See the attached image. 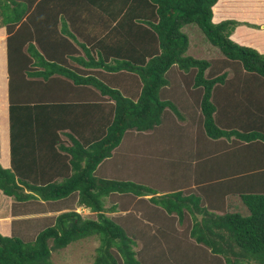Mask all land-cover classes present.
<instances>
[{
	"label": "trees",
	"instance_id": "trees-1",
	"mask_svg": "<svg viewBox=\"0 0 264 264\" xmlns=\"http://www.w3.org/2000/svg\"><path fill=\"white\" fill-rule=\"evenodd\" d=\"M218 1L0 0V27L5 26L7 32L12 163L10 168L0 164V190L12 197L15 212L22 203H35L32 211L40 213L54 208L56 200L70 197L74 201L72 208L52 218L14 222L20 228L19 223L28 220L27 233H36L33 239L19 234L23 231L0 233V264H52L53 249L91 236L100 242L96 264H142L135 248L137 241L106 214L116 209V205L105 206V198L112 193L149 196L148 201L168 217H176L179 223L189 218L186 239L222 257L225 264L250 260L264 264V54L232 38L234 19L214 21ZM191 24L220 51L222 74L208 77L212 62L186 53L189 36L183 29ZM40 35L50 37L43 40ZM173 66L193 74V82L187 85L197 88L195 97L200 99L196 190L160 193L143 183L106 177L97 168L113 157L127 131L158 128L167 108L180 114L174 99L160 95L169 84L167 72ZM229 70L237 74L238 82L219 105L217 83L224 82ZM62 75L73 79L75 86L89 87L81 93L94 87L100 95L90 94V101L82 106L73 99L65 103L66 98L51 96L60 93L57 83ZM22 79L28 82L25 90L29 97L21 96ZM47 98L51 108L69 110L72 121L67 124L72 128L96 126L91 128L95 135L91 138L81 139L82 134L76 132L79 139L73 137L67 172L53 168L66 156L57 149L49 152L54 158L50 163L54 174L41 183L45 161L37 163L41 164L38 169L28 165L32 168L29 172L19 168L17 162L32 154L21 152L16 138L23 124L21 115L30 118ZM97 109L102 113L101 122L79 119ZM207 138L213 142L210 148L217 150L220 139L230 141L227 149L231 158L226 166L218 165V152L210 158ZM209 165L214 167L210 171ZM235 197L245 213L231 209L238 205L233 202ZM80 208L96 217H84Z\"/></svg>",
	"mask_w": 264,
	"mask_h": 264
},
{
	"label": "rangeland",
	"instance_id": "rangeland-1",
	"mask_svg": "<svg viewBox=\"0 0 264 264\" xmlns=\"http://www.w3.org/2000/svg\"><path fill=\"white\" fill-rule=\"evenodd\" d=\"M236 5L246 6L236 11L225 6L226 12L221 14V16L224 14V17L220 20L229 19L233 15L232 19L236 21L233 34L237 38L255 41L264 54V3ZM183 30L189 36L186 53L212 62L208 77L222 74L224 68L220 67L223 63L218 48L208 41L196 24H191ZM167 77L169 84L160 95L162 98L174 99L180 114L167 108L158 128L143 132L127 131L119 146L114 148L113 157L103 161L108 168L100 171H103L106 177L143 183L159 190L160 193L175 188L178 183L190 185L193 176L189 172L199 163H196L195 154L198 149L193 139L195 135H199L202 123L200 99L195 97L197 88L191 89L187 85L193 82L192 73L183 72L179 67L173 66L167 72ZM237 82V74L229 70L224 83H217L216 95L220 96V101L236 88ZM198 91L199 95H202V89L199 88ZM148 197H139L131 193H112L105 198L107 208L116 205L115 211L110 209L106 214L121 223L137 241L135 248L142 264H225L222 257L209 252L204 246L197 245L192 239H186L189 218L179 223L176 217H168L159 207H155L148 201ZM233 202L238 205L234 204L231 209H239L237 211L245 213L246 209L244 206L241 207L238 198H233ZM3 204L0 200V205ZM61 205L71 208L74 201L69 199L63 201ZM30 208H33L32 203H22L18 206L17 212L30 211ZM78 210L84 217H96L89 210L81 208ZM23 232L19 234L30 239L36 234L27 233L28 230ZM99 243L97 236H91L72 242L62 249H53L52 264H96V248ZM246 264L260 263L250 260Z\"/></svg>",
	"mask_w": 264,
	"mask_h": 264
},
{
	"label": "crops",
	"instance_id": "crops-1",
	"mask_svg": "<svg viewBox=\"0 0 264 264\" xmlns=\"http://www.w3.org/2000/svg\"><path fill=\"white\" fill-rule=\"evenodd\" d=\"M238 3L263 4L264 0H219L214 8V12H215L214 21H220V19L224 17V14L222 16L221 14L223 12H226L225 11L226 7L228 8L231 7V9L234 11L245 8L246 5H241V6L236 5ZM216 15L218 16V18H216ZM229 18H234V16L231 15ZM42 28H44V26ZM38 30L41 34L45 35L44 31L40 29ZM233 33H232L233 39H235L241 44L243 43L247 45H252L256 47L262 53L257 43H255V41L250 40V39L237 38ZM40 36L43 40H46V38L49 39L50 37V35L48 37H45L42 35ZM6 40H7L6 27L3 26V27H0V164L4 168H10L12 163H11L10 118H9V106H10L9 74H8V68H7ZM90 69L95 71L96 67L91 66ZM58 80L60 81H58L57 84L61 88L59 90H61L62 92L60 91L59 94L58 93L54 94V93H50L52 90H49L50 92L46 94L48 96L50 94L51 96H58L59 99H61L62 97L63 99L66 98V101H64L65 103L67 101H70V99H73V102L76 101L78 102L79 106H82L87 102L86 101L87 99L88 100L90 99L89 98L90 94H93L94 96L100 95L99 91H97V89H95L94 87L91 88L89 93L87 92L81 93L83 92V89H89V87H85L82 85L75 86L72 81L73 79L69 78L68 76H63V75L59 76ZM27 84H28L27 80L25 79L20 80L19 85L20 87H23L22 89L23 91H21V96L22 94L27 95L28 97L31 95L27 93V90H25ZM47 95H44V97H47ZM222 101L223 99L220 101L219 105H222L223 103ZM41 104L43 106L42 107L39 106L37 112L33 114L31 113L32 116L30 118H26L27 116L21 115V118L23 120L22 121H20L21 119L18 120L20 122H23L21 128L17 129L20 131L19 134L17 133V138H16L18 144L20 145L19 149L21 150V152H28V153L30 152L32 155L26 159L22 157V159H20L21 161L17 163H18L19 168H21L22 170L27 169V171L29 172V169L32 170V168H27L28 165L30 167L33 166L34 169H38L40 168L41 164H37V163H43L45 161L44 166H45L46 172L43 175L44 181L41 183H46L47 182L46 180L51 179L54 174V172H52V166L50 164L54 158L48 156L49 152L53 150L55 151V149H57L58 151L57 153H61L64 156H66V158L63 159L62 161H58L59 162L58 165L54 166L53 168L59 171H62V172H67L69 170V167H67V164L70 162V157H71L69 149L71 148L72 145H74L73 137L79 139L76 132H79L82 134L80 136L81 139L86 138V136H88V138L94 137L95 135L92 129H95L96 125L91 127L92 129L89 128L87 125L85 126L84 130H76L72 128L71 125L67 124L72 121V115H70L69 110L67 108L65 107L51 108V105H49L50 104L49 99L47 101H41ZM80 110H83V108ZM75 111H78V110H75ZM86 117H88L89 119L95 120L96 123L101 122V120L103 119L102 113L98 109L96 111L94 110L93 113L91 112L88 114H81L79 116V119H85ZM33 120H36V122L35 121L32 122ZM36 124H37V127H36ZM197 137L198 135H195V138L193 140L197 148H200L201 144L199 145ZM211 141L212 140H210V138H207L206 140V148L210 151V158L212 159V153L218 152L217 154H219V156L221 157V161H218V165L220 167L226 166L225 164L227 163V160L231 158V152L227 149L229 147L228 144H230V141L225 140V139L224 140L220 139L221 146H218L219 147L218 150L215 149L214 147H211L212 149L210 148L211 144L213 143ZM78 150L80 151L81 147H78ZM113 153H115V151H113ZM245 162L246 160L244 161V163ZM107 168L108 166L106 162L103 164V161H102L99 167L97 168V170L107 169ZM210 168H214V167L209 165L207 167V170L210 171ZM43 169L44 168L40 170H43ZM196 169L197 168H192L189 172L193 176V179L190 182V185L188 184L183 185L182 183H178L177 184L178 186L176 185L175 188L164 190L162 192H169V191L179 190L183 188L181 190L185 191L186 194L192 193V191L196 190L197 184H198L194 180V176H195L194 173ZM37 172L38 171H35V173ZM30 174H32V172ZM27 180L30 181L31 177H29ZM69 199H73V198L68 197V198L56 200L54 201V204L56 203V205H54L55 206L54 208H50L47 211H42L40 213H35L32 211L33 208L35 207V203H32L33 208H31V211L29 212L27 211L15 212L13 208L14 200L12 199V197L7 196L4 193H2V191H0V200L5 204V205L4 204L0 205V233H2L3 235H12L13 233L21 232L23 230L27 231L29 230V226H30V224H28V220L24 223H19L20 228L15 227L14 222L19 219H39L37 221H41V220L43 221L47 217L52 218L54 215L60 213L61 211H64L70 208V207H65L61 205L63 201H68ZM38 206H41V205H38Z\"/></svg>",
	"mask_w": 264,
	"mask_h": 264
},
{
	"label": "clouds",
	"instance_id": "clouds-1",
	"mask_svg": "<svg viewBox=\"0 0 264 264\" xmlns=\"http://www.w3.org/2000/svg\"><path fill=\"white\" fill-rule=\"evenodd\" d=\"M183 189V188H182ZM179 190H181V189H179Z\"/></svg>",
	"mask_w": 264,
	"mask_h": 264
}]
</instances>
